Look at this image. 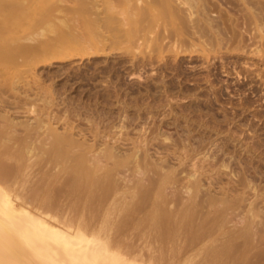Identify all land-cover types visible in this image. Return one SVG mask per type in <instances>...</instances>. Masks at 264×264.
Returning a JSON list of instances; mask_svg holds the SVG:
<instances>
[{
  "label": "bare ground",
  "instance_id": "6f19581e",
  "mask_svg": "<svg viewBox=\"0 0 264 264\" xmlns=\"http://www.w3.org/2000/svg\"><path fill=\"white\" fill-rule=\"evenodd\" d=\"M193 49L264 86V0H0V264H264L260 144L129 130Z\"/></svg>",
  "mask_w": 264,
  "mask_h": 264
},
{
  "label": "rangeland",
  "instance_id": "374dc122",
  "mask_svg": "<svg viewBox=\"0 0 264 264\" xmlns=\"http://www.w3.org/2000/svg\"><path fill=\"white\" fill-rule=\"evenodd\" d=\"M223 51H224V49H222V52H211V51L209 52L207 50L193 49L191 51L178 53L176 55L169 53V52H164L160 58H157L156 64L163 65V66L165 65L168 67L173 66L172 69L168 68V69H166L167 71H163L161 74L160 73L154 74L155 75L154 80H156V81L158 80L157 83L159 84V85L157 84L159 87L155 90V91H157V92H155L156 94L155 93L154 94L157 96V98L159 97L158 98L159 100L158 101L156 100V103L158 102V104H154L153 106L156 107L158 105L157 107L159 109L154 108L152 106L154 108L152 110L153 112L156 111V109H158L156 112H154V113H156V116L153 112H150V113H148L149 114L148 115L149 117H148L147 113L142 112L143 116L136 119L134 125L129 127L131 134L135 135V132L137 129H142L143 131L146 130V134H148L151 126H153V128L155 126H159L158 130H163V132L165 131L164 133L167 135L171 134L170 137L172 139H177L179 134H180L179 138L183 137L182 139H184L185 134H183V133H186V130H184V132H182L183 129H185L183 125H185L187 120L191 117L190 116L191 114L189 113L190 112L189 107L190 106H196L197 108L199 107V109L197 110V113H199L197 115L198 116L197 117L198 123L200 125L203 124L202 130L205 129L204 131L201 130V133H203V132L207 133V131H208L209 134L208 133L207 134L208 135L211 134L210 140L215 139L214 144H212V145L208 144L207 145V149H208V151L210 150L209 151L210 153L214 152V148H216L214 145L219 144L220 141L222 140V138H224L225 136L226 137L231 136L234 138L235 144L238 143L237 144L238 147L236 146V149L240 152L241 156L244 155V152H245L244 149L246 146L249 147L250 144H252V143L255 144L257 142V144H260V148L255 152V155H257V156L261 155L262 157H264V98H263L264 97V93H263L264 88H262L264 86H263V84H260L261 83L260 79L256 76H254L253 74H252V76L250 75L251 78L248 77L249 78L248 79L246 77L247 73L245 71L240 70L239 76L236 75L235 73H231L229 75L227 73H224L223 68H221L220 65H222V64L227 65L228 64V67H231V64L236 62V60H234V59L241 61L243 59L241 57H244L245 53H241L239 50H233V51H231V53L227 52V57H225L226 52L225 51L223 52ZM240 55H241V57H240ZM248 55H249V57H254L251 54H248ZM228 56L229 57L231 56L230 59H233L234 62L229 60ZM220 59H221V61H220ZM226 60H229V61L227 62ZM219 68H220V71H218ZM216 69H218V70H216ZM168 70L171 71V73ZM212 71L214 73L215 72L216 73L214 74ZM162 74H164V76ZM166 74H167V76H166ZM129 79L131 81L134 80V78H132V79L129 78ZM210 79H211V82H212V80H214V81L212 83H210ZM242 79L245 81H243ZM165 80H166V82H164ZM256 80H257V82H256ZM217 81H219V82H217ZM227 83H229V84H227ZM160 84H161V86H160ZM217 84H219V85H217ZM226 84L228 87L226 86ZM229 85H231V86H229ZM140 86L143 90L144 85L141 84ZM163 86H165V88ZM192 86H194V87H192ZM258 86H259V88L261 87L262 89L258 88V91H257ZM169 88H170V90H169ZM216 88H218V89H216ZM246 88H248V89H246ZM193 89H195V90H193ZM169 91H170V93H169ZM190 91H192V92H190ZM249 91H251L250 94H249ZM259 91H261V92H259ZM161 92H164L165 94L161 93ZM171 93H172V96H171ZM160 95H161V97H160ZM163 95H164V98H165V96H167L166 99L163 98ZM206 95H208V97H206ZM194 98H195V100H194ZM211 98H214V100L212 99L213 102H211ZM150 100H151V98L148 99V101H150ZM166 101H167V103H165ZM191 101L193 102V105L191 104ZM160 102H161V104H159ZM202 106H203V108H202ZM160 107L162 109H160ZM132 112H133V110L128 111V113L130 115L133 114ZM174 116H175V118H174ZM178 116H180L182 119ZM144 117H146L147 120ZM150 117L152 119V120H150L151 122H149ZM179 120H180V122H178ZM174 121L178 122V124L180 126H177ZM204 121H206V122H204ZM142 122H143V124H142ZM155 122L157 123V125ZM173 122H174V124H173ZM137 123L138 124L141 123L140 125H142V126L138 125ZM214 123L217 125H215ZM219 123H220V125H219ZM146 124H147V126H146ZM181 124H183V125H181ZM148 125L149 126L151 125V126L149 127ZM135 127H136V129H134ZM148 127H149V129H148ZM213 127H215V128H213ZM153 128H151V129H153ZM216 128H217V130H216ZM132 129H134V130H132ZM200 129H201V127H200ZM210 129L212 131H210ZM215 131H216V133H215ZM166 132H169V133H166ZM217 132H218V134H217ZM228 134H230V135H228ZM194 135L197 137L199 134L197 132H195ZM244 137H246V138H244ZM216 140H217V142L219 140L220 141L217 143ZM243 141L244 142L246 141L245 142L246 145L243 144L244 143ZM241 142H243V143H241ZM239 143L241 145H239ZM243 145H245V146L243 147ZM213 146H214V148H212ZM210 148H212V149H210ZM256 153H259V154H256ZM260 153H263V154H260ZM225 156H226V158H225ZM230 156H231V153H225L223 157L228 161V160H230L229 159ZM239 167H241V165Z\"/></svg>",
  "mask_w": 264,
  "mask_h": 264
}]
</instances>
